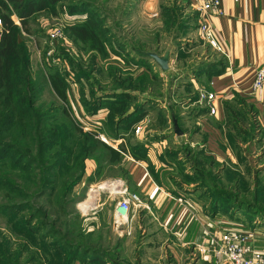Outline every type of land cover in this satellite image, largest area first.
<instances>
[{"label": "rangeland", "instance_id": "1", "mask_svg": "<svg viewBox=\"0 0 264 264\" xmlns=\"http://www.w3.org/2000/svg\"><path fill=\"white\" fill-rule=\"evenodd\" d=\"M142 1L45 2L42 8L31 13L28 31L19 32L18 39L23 47L22 61L25 63V68L20 66L19 70L27 69L28 75L25 80L17 82L16 103H20L19 97L24 95V102L18 104L22 111L21 118L14 117L15 122L7 124L0 114V264H83L80 256H75L74 250L88 248L101 253L102 264H129L130 260L135 264L134 249L138 244L146 245L147 237L141 236L143 233L137 227L125 234L126 230L118 229L112 221L115 202L132 192L126 187L124 179L128 169L125 157L136 159L134 153L137 156L144 154L147 170L152 176L171 174L186 181V176L179 172L178 167L170 165V161L174 160L167 151L179 145L171 143L172 131L167 137L164 136L163 146H160L158 155L155 154L159 162L157 167L148 160L147 150L143 146L146 141L134 139L133 133L138 134L142 129L146 130V136L151 133L161 135L165 130L172 129L167 117H161V112L134 121L133 135L128 133L125 143L115 142L117 137L112 136L113 124L110 119L114 116L112 108L117 102H124L122 113L131 112L138 102L144 108L145 104L154 105L153 102L157 101L164 102L168 111L171 109L176 113L179 106L174 105L172 96L182 103L194 99L205 107L196 98L199 89H207V81L197 87L195 94L189 86H181V90L175 92L173 88L176 86L173 84L178 78L172 70L163 76L156 73L154 77L150 74L152 68L149 61L133 63L129 57H125L135 46L143 50H164L171 46L177 33L186 32L190 27L185 24L182 13L170 5V0H161L163 4L159 10L156 8L147 13L142 11ZM89 16L96 21L94 30L99 40L95 43L74 37L69 29L73 24H86ZM53 27H60L62 34L51 39L48 33ZM198 35L194 42L202 41L203 47L201 44L199 47L207 49L208 43L200 33ZM199 50L196 46L190 51L197 53ZM189 52H184L182 57L189 56ZM49 72L56 74L62 82L63 99L51 88L46 78ZM127 76L134 81L133 87L125 86ZM120 89L130 91L129 99L108 100L113 91ZM173 91L177 96L173 95ZM235 96L223 103L234 122L227 129L222 122L217 123V126L220 124L224 142V145L218 143L219 150L226 146L234 152L239 150V141L244 136H262L252 106L244 103L242 109L239 108L238 97ZM239 99L242 101V98ZM136 124L141 126L137 133L133 130ZM189 126L192 129L191 122ZM151 128H156V132ZM89 132L96 137L98 133L104 135L107 144L117 148L122 143L124 150H121L119 159L108 161V150L99 141L94 142L86 137L85 134ZM186 144L180 143L181 153ZM89 145L92 146L91 151H87ZM210 155V159L207 157L203 161L204 165L206 161L210 162L209 189L224 190L229 200L250 201L251 208L261 214L248 220L244 213H249V210L234 206L228 211L225 206L227 211L208 207L210 216L228 220L225 223L218 221L224 227H235L231 220L243 224L264 221V182H260L264 179V163L254 173L257 189L251 191L247 172L241 171L239 174L237 165L224 157L221 151L220 159L213 152ZM255 158L260 160V156L256 155ZM220 165L223 169H220L222 173L217 183L213 174ZM170 178L173 180L170 183L176 188L174 178ZM101 183L105 185L99 187ZM91 198L93 201L89 207L82 210L79 203ZM98 201L102 202L98 204ZM133 209L136 210L134 206L129 207L127 213ZM191 210L198 213L200 209L194 205ZM209 230L212 235L213 223L209 224ZM172 241L175 245L171 252L167 251L162 241H158L157 245H160L153 246H157L163 263L171 262L172 258L173 264H187L189 259L181 250L179 241L175 238ZM188 245L190 249L201 252L196 243L193 248L194 244ZM66 258L69 260L66 261ZM154 259L150 263L158 264Z\"/></svg>", "mask_w": 264, "mask_h": 264}, {"label": "crops", "instance_id": "2", "mask_svg": "<svg viewBox=\"0 0 264 264\" xmlns=\"http://www.w3.org/2000/svg\"><path fill=\"white\" fill-rule=\"evenodd\" d=\"M162 1L143 0L142 11L147 13L156 8H161ZM169 2L171 6L176 7L182 13V17L186 19V25L190 27H188L189 30L186 32L177 33L173 42H171L167 68L161 70L153 61L133 51L128 54L133 57V63H138L142 60L149 61L151 70L161 76L172 70L175 77L178 78L173 84L176 86L173 88L176 90L175 92H179L182 88L181 86H189L192 90L191 92L194 93L200 84H204L207 81L206 88L215 93V99L213 100L216 107L215 112L208 113L207 108L198 104L194 99L190 102L182 103L177 101L178 99L175 101L174 96H172V100L175 102L174 105L179 106L176 113L172 112L171 109L168 111V107L164 102H153L154 105L145 104L146 107L143 108L144 113L141 118H148L154 112H161V115L167 117L166 120L171 125L172 118H174L181 130L180 136L174 133L173 128L167 129L165 130L166 133L156 136L153 135L155 133H148L150 136H146L145 129H142L138 134L133 133L131 129L118 136L115 142L125 143L128 133H133L135 135V138H133L137 141L142 138L146 141L143 146L147 150L149 162L157 167L159 162L156 156L160 151V146H163L164 136L172 131L173 135H170L171 138L168 137L171 143H178L179 145L175 147L178 150L175 159H173L174 162L170 161V165L177 166L179 162L184 161L182 171L191 176L201 171L205 176L206 184L202 183V185L196 186L199 183V176L183 181L177 176H171V174L168 176L157 174L154 180L153 176L148 172L147 163L143 158L125 157L128 167L126 177H124L127 184L126 187L137 193L139 202L138 204L131 202L129 207L134 206L136 210L133 209L129 211V214L127 213V223L120 225L118 229L127 230L124 233L129 234L137 227L143 233L141 236L147 237L145 240L146 245L138 244L136 249H134L133 262L135 264H152L150 260L153 257L158 264H173L172 258L171 262L163 263L162 256L156 249L160 245H157L158 241L159 243L162 241L165 243L167 251L171 252L173 245H175L172 241L173 238L179 241L181 250L187 254L189 259L187 264H223L216 261L210 250L199 252L193 248L195 243H204L206 240L205 236H207V233L210 234V223H213L212 234L214 235L218 234L224 227L218 221L223 223L228 221L222 218L215 219L216 217L210 216L208 204H210L212 197L207 182L210 162L206 161L204 165L203 161L207 157L211 158V152L216 158L220 159L219 151H221L224 157L237 165L239 174H241V171H245L250 175V190L255 191L257 189V182L255 181L256 170L258 166L264 163V78L263 86L259 93L252 94L249 87L254 70L260 65H264V0H220V12L211 14L209 19L214 35L221 47L220 51L212 49L208 44H206L207 49H201L199 45L204 43L202 41L200 43L199 41L194 42L196 40L194 38L199 36L197 28L199 13L195 10L190 0H170ZM156 12L158 14V11ZM192 38L193 41L191 42ZM196 46L201 51L192 53L190 50ZM150 50L156 51L158 54L163 52V50L157 48ZM184 52H189V56L186 58L182 57ZM191 92L188 93L190 94ZM173 95L177 96L176 93ZM233 95H236L235 97H238V100L242 98V101H238L239 105L243 106L244 103H249L252 106L258 120L257 124L260 134H262V136L259 134L244 136V139L239 141V150L234 152L226 146L221 150L217 148L218 143L224 145L223 137L219 130L220 124L217 126V123H223L224 120L223 103ZM174 114H176V117ZM150 121L148 120V122ZM189 122L192 124V129H189ZM151 129L153 132L157 130L156 128ZM145 137L148 139H145ZM181 137L183 140H181ZM179 140H181L180 143L185 142L187 143L186 146L189 145L186 155L181 153ZM151 150L152 153H150ZM256 155L260 156V160L257 161ZM221 165L215 173L214 181L217 183L219 182V175L222 173L220 169H223ZM170 177L174 178L173 183L176 188L171 184L173 180ZM260 182H264V179H261ZM179 198L182 199L179 200ZM101 202L98 201V204ZM194 205L198 206V210L200 209L198 213L191 210ZM252 211V215L250 210L248 211L249 213H244L245 217H260L261 214L257 213L254 208ZM181 216L183 217L182 219ZM235 217L241 216L235 215ZM231 221H234L233 223L236 226L242 228H248L251 225V221L248 224L246 221H244L246 222L244 224L236 220ZM251 228L253 229L250 237L251 244L264 250V221L256 222ZM188 243L194 244L192 246L193 250L190 249ZM155 244L157 246H153ZM85 264H93V261ZM129 264H132L131 260Z\"/></svg>", "mask_w": 264, "mask_h": 264}, {"label": "trees", "instance_id": "3", "mask_svg": "<svg viewBox=\"0 0 264 264\" xmlns=\"http://www.w3.org/2000/svg\"><path fill=\"white\" fill-rule=\"evenodd\" d=\"M56 0H0V108L2 109V119L5 123L10 124L14 123V117L20 119L21 118V112L19 109V105L23 103L24 101V95H20V103H16V100L18 97L17 93V82H20L21 80H25L27 69L25 68V63L22 61V55H23V47L18 39V34L21 30L28 31V19L31 15V13L35 10H39L42 8L45 4V2H51L53 3ZM76 8V7H75ZM81 10V9H76ZM86 24H73L69 27L70 31L72 32V35L76 38H79L81 40H92L95 43L96 40H99L97 37V34L94 30V26L96 24V21L92 19V16H89L87 19ZM85 20V21H86ZM186 24V23H185ZM179 28V27H178ZM132 51L136 54H139L145 58L147 57L145 54L142 53L143 49L135 46L132 48ZM126 58H130V60L133 59L132 56H130L128 53L125 56ZM143 61V60H142ZM141 61V62H142ZM146 63V61H145ZM20 66H24L22 72L19 70ZM150 74L156 77V73L154 71H150ZM129 77V76H127ZM27 78V77H26ZM46 78L53 89V91L63 99L65 97L64 91L62 88V82L60 79L56 76V74L49 72L46 74ZM25 83V82H24ZM126 87L134 86V81L131 80V77L128 78L127 83H125ZM130 91L120 89L119 91H113L112 95L110 96L108 100H114L116 98H120L126 101L129 99ZM146 101V100H144ZM142 101V102H144ZM240 101V100H238ZM123 103L117 102V104L112 108V114L114 116L110 119L112 120V136L118 137L122 135L124 132H128L132 129V125L134 121L141 118L143 115V106L141 103H137L133 105L131 112L122 113L123 110ZM238 107L242 109V105L238 104ZM224 110V120H223V126L227 129V127L234 122L233 117L228 115V110L226 109V105H223ZM230 108V107H229ZM163 117V115H161ZM17 119V120H18ZM93 133H86V137H90L91 141L94 142L99 141L102 146H104L108 150V161H114L119 159L121 150H124V146L122 143L118 144L117 147H113L112 145L107 144L106 142L102 141L98 137H96ZM92 136V137H91ZM95 136V137H94ZM92 146L89 145L87 148V151H91ZM177 148L168 149V155L170 158L175 159ZM188 147H182V154L186 155V152L188 151ZM135 158H145L144 154L142 156H137L135 153L133 154ZM210 159V158H209ZM179 162L177 165L179 172L186 176L187 179H193L194 177H200L199 183L196 186L202 185V183L206 184L205 176L201 171H198L197 174L194 176H191L190 174L185 173L182 171L183 163ZM148 166V164H147ZM208 177L210 175V170L208 171ZM202 176V177H201ZM153 177L156 179V175L153 174ZM203 178V180H202ZM215 178V174H213V179ZM195 187V186H194ZM209 189V187H208ZM210 195L212 197V200L210 201V204L208 207H212V210H225V206L228 207L227 210L229 211L230 207H238L243 208L244 210H250V214L252 215L253 211L251 208L250 201H243V200H229L225 195L224 190L216 189L210 190ZM215 207V208H213ZM211 209V208H210ZM209 210V209H208ZM225 210V211H227ZM248 220L252 217H246ZM73 251V249L71 250ZM75 256H80V259L83 264L93 261V264H102L103 258L101 257V253L97 252L95 249H82V250H74ZM72 258V255L70 256ZM69 259L66 258V261ZM113 263V262H112ZM66 264V263H65Z\"/></svg>", "mask_w": 264, "mask_h": 264}, {"label": "built area", "instance_id": "4", "mask_svg": "<svg viewBox=\"0 0 264 264\" xmlns=\"http://www.w3.org/2000/svg\"><path fill=\"white\" fill-rule=\"evenodd\" d=\"M195 10L199 13V21L197 23L198 32L201 38L217 51L221 50L219 43L214 35L213 29L209 23L211 14L219 13L220 0H190ZM62 34L60 27H53L48 35L51 39ZM264 65L257 67L250 82V92L252 94L259 93L263 86ZM197 101L204 104L208 113L215 112L213 100L215 93L212 90L201 88L198 91ZM141 129L140 124L133 127L134 132ZM97 137L108 143L107 138L98 133ZM113 147H116L115 145ZM182 198H179L181 200ZM138 204L139 197L135 192H129L118 199L112 210V221L115 227L127 222V211L130 203ZM248 228L240 226L223 227L218 234H208L204 243H197L198 249L202 251L210 250L216 261L223 264H264V250L254 247L250 242L253 227L256 222L251 221ZM252 230V231H251ZM127 232V230H126Z\"/></svg>", "mask_w": 264, "mask_h": 264}, {"label": "water", "instance_id": "5", "mask_svg": "<svg viewBox=\"0 0 264 264\" xmlns=\"http://www.w3.org/2000/svg\"><path fill=\"white\" fill-rule=\"evenodd\" d=\"M171 49L170 47H166L161 54H158L156 51L153 50H143L142 53L145 54L147 57L151 58L152 61L161 69L165 70L167 68V59L168 55L170 54ZM172 127L173 131L176 134L181 133L180 128L178 127L176 120L172 118Z\"/></svg>", "mask_w": 264, "mask_h": 264}, {"label": "bare ground", "instance_id": "6", "mask_svg": "<svg viewBox=\"0 0 264 264\" xmlns=\"http://www.w3.org/2000/svg\"><path fill=\"white\" fill-rule=\"evenodd\" d=\"M110 183V182H109ZM112 184V183H111ZM103 185H105V183H101L100 185H99V187H102ZM110 185V184H109ZM93 201V198H91L89 201H87V202H81V203H79V206L82 208V210H86L88 207H89V205H90V203Z\"/></svg>", "mask_w": 264, "mask_h": 264}]
</instances>
